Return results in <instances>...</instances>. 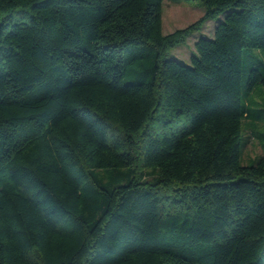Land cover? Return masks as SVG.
<instances>
[{
    "label": "trees",
    "instance_id": "16d2710c",
    "mask_svg": "<svg viewBox=\"0 0 264 264\" xmlns=\"http://www.w3.org/2000/svg\"><path fill=\"white\" fill-rule=\"evenodd\" d=\"M165 1L205 15L164 34ZM0 21V264H264V154L242 162L264 0H0Z\"/></svg>",
    "mask_w": 264,
    "mask_h": 264
},
{
    "label": "rangeland",
    "instance_id": "374dc122",
    "mask_svg": "<svg viewBox=\"0 0 264 264\" xmlns=\"http://www.w3.org/2000/svg\"><path fill=\"white\" fill-rule=\"evenodd\" d=\"M205 15L204 7L199 2H164V34H173L177 30L185 29L197 22H199ZM226 14L220 16L217 19L209 20L195 30L185 40L184 43L170 49L169 59H176L181 63L191 66V59L193 56H197V50L195 47L196 42L200 38H214L215 29L219 23L224 20ZM259 105H264L263 101V89L258 87L255 93L252 95ZM263 127L259 128L262 130ZM244 140L247 142L244 153L242 156V162L244 165H250L257 158L263 156V149L258 140L255 139L253 133V126L246 122L244 129Z\"/></svg>",
    "mask_w": 264,
    "mask_h": 264
},
{
    "label": "water",
    "instance_id": "95a60500",
    "mask_svg": "<svg viewBox=\"0 0 264 264\" xmlns=\"http://www.w3.org/2000/svg\"><path fill=\"white\" fill-rule=\"evenodd\" d=\"M1 29H2V22L0 21V31H1Z\"/></svg>",
    "mask_w": 264,
    "mask_h": 264
}]
</instances>
